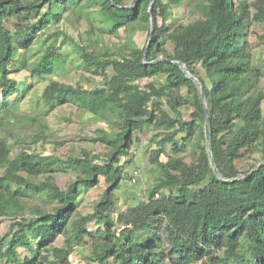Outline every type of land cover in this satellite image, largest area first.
<instances>
[{
    "label": "trees",
    "instance_id": "trees-1",
    "mask_svg": "<svg viewBox=\"0 0 264 264\" xmlns=\"http://www.w3.org/2000/svg\"><path fill=\"white\" fill-rule=\"evenodd\" d=\"M185 1L192 20L178 24L173 11ZM74 20L87 21L86 41L64 29ZM152 21L150 45L137 46L139 32L149 33V43ZM53 26V43L26 68L33 80L48 81L41 115L64 106L90 114L105 127L85 141L104 153L83 144L67 157L15 155L10 143L16 119H25L12 99L21 85L11 77L17 45L28 49ZM254 28L264 42V0H0V219L12 222L0 237V262L73 264L77 254L89 264H264V164L257 168L264 68L254 60ZM122 31L126 43L104 44ZM67 43L79 65L63 53ZM175 62L201 82L204 96ZM67 63L102 81L93 89L57 81ZM148 130L160 176L143 200L117 214L122 159ZM44 136L34 144L48 142ZM61 177L72 181L63 188ZM102 180L107 188L94 211L82 214L83 195Z\"/></svg>",
    "mask_w": 264,
    "mask_h": 264
},
{
    "label": "rangeland",
    "instance_id": "rangeland-1",
    "mask_svg": "<svg viewBox=\"0 0 264 264\" xmlns=\"http://www.w3.org/2000/svg\"><path fill=\"white\" fill-rule=\"evenodd\" d=\"M126 3L133 4L134 0H125ZM251 2L252 0H248ZM190 8L185 1L180 7L174 9V17L176 23H189L192 18L190 16ZM64 29L73 35L76 40L86 41L88 39L87 21H76L73 23L63 24ZM56 27H52L51 31L43 35H37L33 38V42L28 49H22L17 45L15 52V62L11 65L12 78L21 80V85L18 94L12 99H16L19 104L17 106L18 115L25 117L23 121L20 118L16 119V124L20 125L17 130L13 128L10 133L14 134V138H9L12 144L15 155L21 150H27L32 153H40L45 155L56 154L61 157H67L70 154H79L80 147L89 149L91 152L99 154L104 153L105 148L90 141H85L87 138L95 137V130L100 127H105V124L96 123L91 118L90 114L82 113L75 107L64 106L57 107L51 111L47 116H43L42 107L39 108L42 100L44 88L48 84L47 80L32 79L27 67L33 66L42 57L45 48L51 45L54 41L53 32ZM256 28L251 34L252 52L255 62L264 68V42L260 41L256 35ZM149 33L147 31L139 32L134 36V42L137 46L143 47L148 44ZM128 41L126 34L122 31L120 37L107 36L104 44L122 45ZM61 41L59 42V44ZM58 45V44H57ZM63 53L73 60V64L79 65L78 50L68 44L64 47ZM75 65L67 63L65 66H59L55 75L57 81L72 84L83 85L88 89L95 88L102 81L101 78L94 77L92 74L85 72L82 68H76ZM149 80L144 81L148 83ZM264 87V79L262 81ZM1 98V94H0ZM39 103V104H38ZM264 115V103L262 105ZM18 116V117H19ZM35 119V121L29 120ZM40 132L44 133V137L48 140L39 141L34 144V137ZM153 131L148 130L144 134H136L140 141H137L131 149L130 156L122 159V164L125 166L126 180L123 182L121 188L116 192V213L126 211L132 205L138 203L145 198L146 192L151 189L156 179L160 176L159 169L151 164L150 153L147 152L148 142L153 135ZM60 144V145H58ZM163 161H166L163 158ZM191 162L190 159H187ZM101 163V162H99ZM59 184L65 188L67 183L71 182V177H61ZM107 185L102 180L101 184L83 195L79 207L82 214H88L94 211L100 197L105 192ZM11 220L0 219V237L7 234L11 228ZM99 226L92 222L89 225L91 235L96 233ZM58 243V246L61 245ZM27 251L21 250V255L25 257ZM73 264H89L86 260L78 256L73 257ZM0 264H3L0 262Z\"/></svg>",
    "mask_w": 264,
    "mask_h": 264
},
{
    "label": "water",
    "instance_id": "water-1",
    "mask_svg": "<svg viewBox=\"0 0 264 264\" xmlns=\"http://www.w3.org/2000/svg\"><path fill=\"white\" fill-rule=\"evenodd\" d=\"M154 29H155V26H154V22L152 21V23H151V30H150V40H149V43H148V46L150 45V41H151V38H152V35H153V33H154ZM177 65H179L182 69H183V71L186 73V75L190 78V79H192V80H194L195 81V83L198 85V87L201 89V92H202V94H203V96H204V94H205V91H204V88H203V86H202V84H201V82L198 80V79H196L188 70H187V68L185 67V65H183L182 63H178V62H175ZM203 99H204V101H205V97H203ZM208 113V112H207ZM206 136H207V138H208V140L210 141V133H209V129L208 128H206ZM209 156L211 157V149L209 148ZM264 164V162L263 163H261V164H259L258 166H257V168H259L260 166H262ZM211 166H212V168L214 169V171H215V173L216 174H218V172H217V167H216V165L213 163V162H211ZM256 168V169H257ZM219 175V174H218Z\"/></svg>",
    "mask_w": 264,
    "mask_h": 264
}]
</instances>
